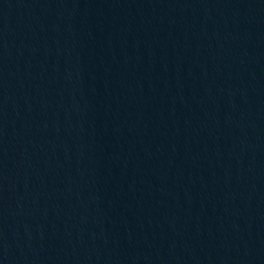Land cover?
I'll return each mask as SVG.
<instances>
[{
	"label": "water",
	"instance_id": "95a60500",
	"mask_svg": "<svg viewBox=\"0 0 264 264\" xmlns=\"http://www.w3.org/2000/svg\"><path fill=\"white\" fill-rule=\"evenodd\" d=\"M0 264H264V0H0Z\"/></svg>",
	"mask_w": 264,
	"mask_h": 264
}]
</instances>
